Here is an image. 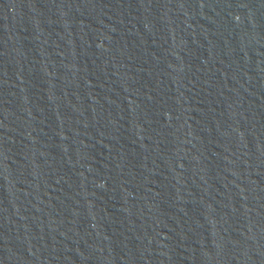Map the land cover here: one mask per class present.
<instances>
[{
	"label": "water",
	"instance_id": "95a60500",
	"mask_svg": "<svg viewBox=\"0 0 264 264\" xmlns=\"http://www.w3.org/2000/svg\"><path fill=\"white\" fill-rule=\"evenodd\" d=\"M0 264H264V0H0Z\"/></svg>",
	"mask_w": 264,
	"mask_h": 264
}]
</instances>
